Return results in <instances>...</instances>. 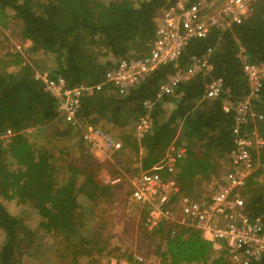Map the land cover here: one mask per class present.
<instances>
[{
	"label": "trees",
	"instance_id": "trees-1",
	"mask_svg": "<svg viewBox=\"0 0 264 264\" xmlns=\"http://www.w3.org/2000/svg\"><path fill=\"white\" fill-rule=\"evenodd\" d=\"M175 1L0 0V134L7 128L16 132L34 128L29 134H16L6 145L0 141V232L3 234L0 264L36 263V257L47 251L50 241L65 263L105 254L110 249L111 238L103 232L107 225L87 232L83 229L89 228L88 222L93 223L98 217L85 215L94 212L97 215L98 204H108L121 181L104 184L96 179L102 165L86 153L77 131L56 120L57 102L34 79L37 67L31 65L29 57L47 56L49 60L42 61L48 66L49 71L45 70L48 76L60 75L67 87L94 85L122 59L148 52L155 37L156 19ZM14 40L21 49H16ZM25 42L29 45L23 48ZM236 42L245 49L250 62H264V0L252 3L240 24L225 29L213 27L204 39L188 41L175 64L183 67L192 55L211 48L213 71L209 75H197L163 99L152 111L148 133L139 140L133 135L125 136L132 142L124 140L123 149L112 155L111 160L124 154L129 146L137 155L139 168L147 170L174 143L185 149L183 162L175 165L174 180L178 181V188L186 189L194 176H197L194 181H202L215 174L221 167L219 161L226 159L234 142L233 112L222 110L220 98L206 101L202 95L205 84L212 78L223 80L225 97L232 102L246 94ZM173 66L170 63L158 67L124 96L110 92L106 86L97 95L85 97L78 119L96 123L105 118L106 122L125 126L130 118L135 120L142 113V102L153 97L158 85L172 74ZM19 71L23 72L22 76L12 83ZM253 107L262 120L249 129L255 126L263 139L259 154L253 153V158L264 163V86ZM58 143L60 152H65L67 157L69 152H77L78 158L65 161V181L57 183L53 150ZM115 168L114 164L112 170ZM259 172L246 179L252 214L260 212V193L264 190V180L258 184L264 174ZM29 207L38 218L36 231L23 220ZM14 208H19L20 215L12 214ZM140 209L144 217L146 210ZM144 230L143 258L154 254L161 264H229L222 253L216 255L200 232L190 227L161 221L151 232L145 226ZM121 234L133 238L124 227ZM152 239L159 242L157 249H152ZM125 261L133 263L135 259L128 257ZM253 264H264V257Z\"/></svg>",
	"mask_w": 264,
	"mask_h": 264
},
{
	"label": "built area",
	"instance_id": "built-area-1",
	"mask_svg": "<svg viewBox=\"0 0 264 264\" xmlns=\"http://www.w3.org/2000/svg\"><path fill=\"white\" fill-rule=\"evenodd\" d=\"M255 1L176 0L156 19L155 37L148 52L140 57L122 59L94 85L67 87L60 75L49 77L47 72L37 70L33 77L56 100V120H61L77 131V138L86 153L98 160H109L122 149V144L96 123L78 119L82 100L97 95L106 86L116 95L124 96L158 67L172 63V74L158 85L151 99L142 102V114L133 130L134 138L141 139L152 127L150 114L156 105L172 96L178 86L199 74L209 75L213 71L211 48L192 55L183 67L175 64L188 41L204 39L213 27L225 29L240 24ZM16 49L21 48L16 46ZM236 49L247 88L244 97L237 102L225 97L227 91L221 78L209 80L202 95L206 101L220 98L222 110L225 113L232 111L234 121V142L225 157L227 171L212 181L210 196L200 201L183 200L178 206L174 205L173 197L179 191L174 180L175 165L183 162L185 149L171 143L151 168L127 178L128 201L146 210L144 226L148 232L161 221L177 227H190L200 232L216 255L222 253L230 264H253L264 257V190L260 193V212L252 214L253 209L248 206L250 193L247 192L246 179L257 171L264 174V163L253 158V153L259 154L263 139L255 126L249 129L255 122L262 120L253 105L264 86V62H250L245 49L238 42ZM31 132V128L18 132L7 128L0 134L1 144H8L16 134ZM263 180L260 178L258 184ZM113 182L117 183L119 179ZM134 259L133 263L124 261L118 264L144 263L142 257Z\"/></svg>",
	"mask_w": 264,
	"mask_h": 264
},
{
	"label": "rangeland",
	"instance_id": "rangeland-1",
	"mask_svg": "<svg viewBox=\"0 0 264 264\" xmlns=\"http://www.w3.org/2000/svg\"><path fill=\"white\" fill-rule=\"evenodd\" d=\"M16 46H19L20 44L14 40L13 41ZM29 45L28 42H25L22 47L25 48ZM18 48V47H17ZM43 59L49 60L47 56L37 54L35 56L29 57V60H31V65H36V70H48V66L46 67L45 63L42 61ZM27 61V60H26ZM49 62V61H48ZM47 62V63H48ZM100 123V124H99ZM109 124L111 122H108ZM106 122V119L102 118L97 121V125H99L102 129L106 128H112V124L108 125ZM135 123L133 119H129L128 123L125 126L119 127L116 126L115 129L112 131H115L114 133H110L114 138L123 146L124 140H128V142H132V139L125 138V136H132L131 127ZM31 128V127H30ZM34 129V128H33ZM32 129V132H33ZM128 148H125L124 154H118L115 159H109V163L104 160H98V162L102 165L96 172V179L99 180L101 183L104 184H113L114 179H120L121 181L117 184L119 186L116 188V195L113 196L112 199L109 200L108 204H98L96 208V213L92 215H85L86 217H98V219H95L93 223L88 222L89 228H84L83 230L89 231L90 228L96 229V227L107 225L103 232L106 236H111L109 245L110 249L105 254L100 255L98 257L94 258H79L77 262H69L65 263L59 256V254H56L57 247L55 248L53 245L54 242L50 241L49 247L47 251L43 254L42 253L36 257L37 262L33 264H45L49 261V263H55V264H110L109 259L116 258L117 260H126L128 257L134 258V257H142L141 254L143 251L146 250V231L144 230V221L145 216L143 217L144 213L140 208H138L136 205L132 203H128L126 201L127 199V192H128V184H127V178L131 177L132 175H135L139 170L138 165V158L137 155L132 153L130 151V147L126 146ZM61 148V144H56V147L54 148V167L56 169L55 173V181L61 182L65 181V165L66 160H76L78 158L77 152L74 154V152H69V155L65 154V152H60L59 149ZM105 162V163H104ZM109 164V166H108ZM114 164L116 165V168L112 170L114 167ZM111 165V166H110ZM96 170V168H95ZM57 182V183H58ZM121 185V186H120ZM12 214L17 216L20 215L19 208H14L12 210ZM28 216L24 217V222L27 226H30L32 230H37V222L38 218H36L35 211L32 210L30 207L24 211ZM93 218V219H94ZM92 220V219H91ZM85 222V221H84ZM86 222V223H87ZM123 227L126 228L129 232L132 233L133 238L130 239L128 234L123 235L121 234V231H123ZM84 233V232H82ZM85 236V235H84ZM3 241V234L0 232V245ZM145 241V242H144ZM154 242V246L152 249H157L156 246L159 247V242L155 239H152ZM45 242V241H43ZM47 243V242H46ZM69 250V249H68ZM65 253H68L67 250ZM116 256V257H115ZM143 258V257H142ZM158 255L150 254L147 257H144V264H156L157 263ZM92 262V263H91ZM118 263V261H117Z\"/></svg>",
	"mask_w": 264,
	"mask_h": 264
},
{
	"label": "crops",
	"instance_id": "crops-1",
	"mask_svg": "<svg viewBox=\"0 0 264 264\" xmlns=\"http://www.w3.org/2000/svg\"><path fill=\"white\" fill-rule=\"evenodd\" d=\"M38 71V70H37ZM47 71V70H46ZM46 71L45 70H43V71H41L42 73H46ZM39 72V71H38ZM110 92H112V91H110ZM113 93V92H112ZM115 94V93H114ZM151 99V98H150ZM158 105H156L155 106V108L157 107ZM142 113L140 112L138 115H136V119L135 120H133L135 123H133V125H132V127H131V132H132V135H133V130H134V126H135V124H136V122H137V120H138V117L141 115ZM151 114H152V112H151ZM150 114V115H151ZM108 123V122H107ZM96 124H97V122H96ZM100 124V123H99ZM112 124V128H106V131L107 132H109V133H114L115 131H112L113 129H115V125L112 123V121H111V123L109 124L108 123V125H111ZM105 130V129H104ZM134 137V136H133ZM177 147V146H176ZM122 149H123V147H122ZM165 151H166V149L164 150V152H163V154L165 153ZM120 152V151H119ZM139 153H141L142 154V149L140 150V152ZM163 154H162V156H163ZM161 156V157H162ZM94 159H96V158H94ZM96 160H98V159H96ZM99 160H102V159H99ZM178 165H180L179 163H177ZM219 164H221V167L217 170V172L215 173V174H211L206 180H202V181H199L198 179H197V181H194V179L196 180V177L197 176H194L191 180H190V185L189 186H187V188L186 189H180V187L178 188L179 189V191H178V195L176 196H174L173 198H174V205H177L178 206V204L180 203V202H182L183 200H194V201H200V200H202V199H207L208 198V196H210V193H211V190H210V185H211V183H212V181L215 179V178H217V177H220V176H222L226 171H227V165H226V161H225V159H223V160H221V161H219ZM139 165V164H138ZM176 172V171H175ZM177 181V180H176ZM175 181V182H176ZM192 181V182H191ZM177 183H178V181H177ZM135 205V204H134ZM137 206V205H136ZM137 207H139V206H137ZM145 216H146V214H145ZM146 218V217H145ZM145 222V221H144ZM111 260V261H110ZM109 263L110 264H113V263H115V264H118L117 263V261L118 262H124L125 260H117L116 258H114V259H109ZM126 262V261H125ZM228 262V261H227ZM128 263V262H127ZM162 262H161V260L159 259V258H157V263L156 264H161ZM229 263V262H228ZM108 264V263H107ZM144 264V263H143ZM230 264V263H229Z\"/></svg>",
	"mask_w": 264,
	"mask_h": 264
},
{
	"label": "water",
	"instance_id": "water-1",
	"mask_svg": "<svg viewBox=\"0 0 264 264\" xmlns=\"http://www.w3.org/2000/svg\"><path fill=\"white\" fill-rule=\"evenodd\" d=\"M22 74H23V72H22V71H19V74L15 77V79H14V81H13L12 83H15L16 80H17L19 77L22 76Z\"/></svg>",
	"mask_w": 264,
	"mask_h": 264
}]
</instances>
